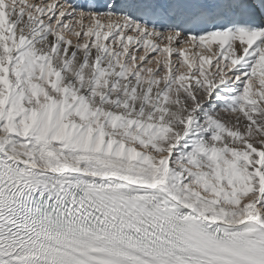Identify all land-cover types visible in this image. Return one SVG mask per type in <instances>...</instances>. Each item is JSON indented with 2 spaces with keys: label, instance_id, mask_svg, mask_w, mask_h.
Returning a JSON list of instances; mask_svg holds the SVG:
<instances>
[{
  "label": "snow or ice",
  "instance_id": "obj_1",
  "mask_svg": "<svg viewBox=\"0 0 264 264\" xmlns=\"http://www.w3.org/2000/svg\"><path fill=\"white\" fill-rule=\"evenodd\" d=\"M0 264H264V0H0Z\"/></svg>",
  "mask_w": 264,
  "mask_h": 264
}]
</instances>
